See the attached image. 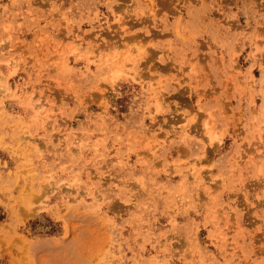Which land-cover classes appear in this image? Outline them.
<instances>
[{
    "label": "rangeland",
    "instance_id": "obj_1",
    "mask_svg": "<svg viewBox=\"0 0 264 264\" xmlns=\"http://www.w3.org/2000/svg\"><path fill=\"white\" fill-rule=\"evenodd\" d=\"M0 264H264V0H0Z\"/></svg>",
    "mask_w": 264,
    "mask_h": 264
}]
</instances>
